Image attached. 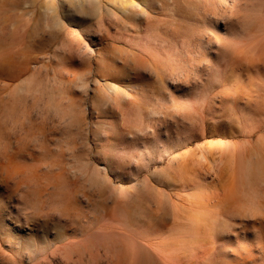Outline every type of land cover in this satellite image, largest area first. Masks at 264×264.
I'll use <instances>...</instances> for the list:
<instances>
[{"label":"rangeland","instance_id":"1","mask_svg":"<svg viewBox=\"0 0 264 264\" xmlns=\"http://www.w3.org/2000/svg\"><path fill=\"white\" fill-rule=\"evenodd\" d=\"M0 264H264V0H0Z\"/></svg>","mask_w":264,"mask_h":264}]
</instances>
